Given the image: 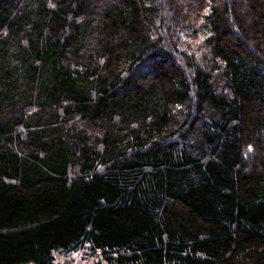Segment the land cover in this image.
Returning a JSON list of instances; mask_svg holds the SVG:
<instances>
[{"label": "trees", "instance_id": "obj_1", "mask_svg": "<svg viewBox=\"0 0 264 264\" xmlns=\"http://www.w3.org/2000/svg\"><path fill=\"white\" fill-rule=\"evenodd\" d=\"M82 249L264 264V0H0V264Z\"/></svg>", "mask_w": 264, "mask_h": 264}, {"label": "rangeland", "instance_id": "obj_2", "mask_svg": "<svg viewBox=\"0 0 264 264\" xmlns=\"http://www.w3.org/2000/svg\"><path fill=\"white\" fill-rule=\"evenodd\" d=\"M96 260L97 256L87 249H82L69 255H57V261L62 264H94Z\"/></svg>", "mask_w": 264, "mask_h": 264}, {"label": "bare ground", "instance_id": "obj_3", "mask_svg": "<svg viewBox=\"0 0 264 264\" xmlns=\"http://www.w3.org/2000/svg\"><path fill=\"white\" fill-rule=\"evenodd\" d=\"M55 262V261H54Z\"/></svg>", "mask_w": 264, "mask_h": 264}]
</instances>
